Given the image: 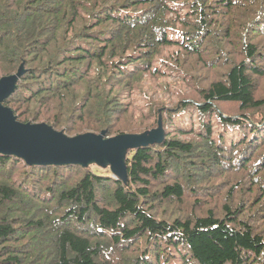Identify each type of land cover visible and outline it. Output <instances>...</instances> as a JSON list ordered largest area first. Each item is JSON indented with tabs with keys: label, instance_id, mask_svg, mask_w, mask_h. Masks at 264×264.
<instances>
[{
	"label": "trees",
	"instance_id": "16d2710c",
	"mask_svg": "<svg viewBox=\"0 0 264 264\" xmlns=\"http://www.w3.org/2000/svg\"><path fill=\"white\" fill-rule=\"evenodd\" d=\"M21 62L3 104L67 136L139 131L119 114L143 74L196 96L126 182L0 153V264H264V0H0V75Z\"/></svg>",
	"mask_w": 264,
	"mask_h": 264
},
{
	"label": "water",
	"instance_id": "95a60500",
	"mask_svg": "<svg viewBox=\"0 0 264 264\" xmlns=\"http://www.w3.org/2000/svg\"><path fill=\"white\" fill-rule=\"evenodd\" d=\"M24 70L0 78V153L21 157L33 164H79L87 167L91 162L110 167L112 175L124 182L126 158L123 145L137 142L134 149L160 143L164 137L162 118L159 113L156 128L141 133H122L105 137V130L98 134L86 132L69 137L45 123H23L16 119L12 110L3 105L14 92Z\"/></svg>",
	"mask_w": 264,
	"mask_h": 264
},
{
	"label": "rangeland",
	"instance_id": "374dc122",
	"mask_svg": "<svg viewBox=\"0 0 264 264\" xmlns=\"http://www.w3.org/2000/svg\"><path fill=\"white\" fill-rule=\"evenodd\" d=\"M20 66L25 71V65L23 64V62L20 63L18 68ZM167 74L168 75L159 76V77H153V76H149L148 74H143V76L139 80L140 82L139 85H137L138 86L137 89L132 91L131 94L127 95V97L124 98V101L127 102V105L124 109V112L119 114V121L122 122V124L119 126L120 128L124 124V121H129L130 125L137 126L138 128H140L139 131H135L136 133H141L156 128L157 127L156 122L158 120L159 113L160 115L161 113L165 114L168 108H173L174 105L177 104V102L181 98H184V96H192V97L196 96V92L193 89L194 87L193 85L188 83V79L183 78L178 73L176 74L167 73ZM1 77L3 76L0 75V78ZM261 90H264V84L262 85ZM8 108L12 110L11 107ZM24 115H26V112L22 111V113L20 114L21 117L20 116L18 117L19 118L18 121L20 120L23 123L29 121L28 123L31 124L43 122L48 125V123L45 120L49 121V119H45V117L43 116L37 118H33V117L29 118L27 116L26 117L27 120H22L24 119L23 118ZM186 115L188 114L186 113ZM186 115L181 116L179 119H181V121L183 122H187ZM81 120L74 122L73 129L76 132L75 133L72 132L70 134L69 131L68 132L69 137L83 134L86 132H91L95 134L100 133V131H92V130L85 131V129L77 132L78 127L80 128L85 125L84 123H81ZM128 129H137V128L132 127ZM119 130L120 129L117 128L115 132ZM112 136H115V134L106 135L105 133V137H112ZM136 143L137 142H131L122 146L123 149L125 150L126 156H129L131 154L132 150L134 149L133 146ZM88 167L97 174H105V175L109 174L112 177H114L112 175L113 170L108 166L104 167L103 165H98L97 163L91 162L90 164H88Z\"/></svg>",
	"mask_w": 264,
	"mask_h": 264
},
{
	"label": "built area",
	"instance_id": "2783aa9c",
	"mask_svg": "<svg viewBox=\"0 0 264 264\" xmlns=\"http://www.w3.org/2000/svg\"><path fill=\"white\" fill-rule=\"evenodd\" d=\"M115 177V176H114Z\"/></svg>",
	"mask_w": 264,
	"mask_h": 264
}]
</instances>
